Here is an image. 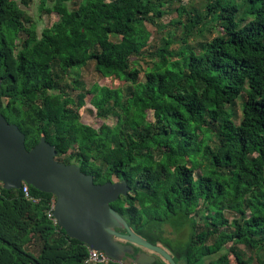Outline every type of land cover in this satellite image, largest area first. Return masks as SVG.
I'll return each mask as SVG.
<instances>
[{"label":"trees","instance_id":"obj_1","mask_svg":"<svg viewBox=\"0 0 264 264\" xmlns=\"http://www.w3.org/2000/svg\"><path fill=\"white\" fill-rule=\"evenodd\" d=\"M181 1L40 0L59 17L40 36L17 0H0L1 110L28 150L46 137L96 183L126 181L111 206L176 262L264 264V0H204L203 13ZM172 6L176 31L150 46L147 27ZM208 24L219 34L190 45ZM91 62L127 87L87 90L73 72ZM89 94L114 127L82 122ZM30 194L38 202L0 182V264H88V247L47 217L55 197ZM166 226L188 236L166 238Z\"/></svg>","mask_w":264,"mask_h":264},{"label":"water","instance_id":"obj_2","mask_svg":"<svg viewBox=\"0 0 264 264\" xmlns=\"http://www.w3.org/2000/svg\"><path fill=\"white\" fill-rule=\"evenodd\" d=\"M3 78L0 74V91ZM0 96V182L6 189H20L23 183L55 197L54 216L67 235L89 250L104 253L113 261L128 264H177L164 247L154 245L132 231L127 221L111 206L130 187L124 180L96 183L93 175L77 165L59 160L56 146L43 137L32 150L27 134L2 112ZM119 230L125 231V233ZM139 247V251H135Z\"/></svg>","mask_w":264,"mask_h":264},{"label":"rangeland","instance_id":"obj_3","mask_svg":"<svg viewBox=\"0 0 264 264\" xmlns=\"http://www.w3.org/2000/svg\"><path fill=\"white\" fill-rule=\"evenodd\" d=\"M19 2V5L21 8H23L27 14H29L32 17V23L36 25V29H38V32L40 36H42L43 30L46 27L52 26L55 22L59 20L58 15L56 14H47L44 11L40 10V0H28V4H25L23 0H17ZM53 0H48L47 5L51 6ZM182 6H186L189 8L194 7L197 11L203 13L204 9V0H182L180 2ZM177 18V15L174 11V6L170 7L166 13L160 17L159 23L162 26L161 28L158 27H150L148 26V30L151 33L150 36V46H157L160 43V38L162 35H166L168 32L176 31L174 30V26L171 24V20H174ZM31 24V23H30ZM219 34V28L215 24H208L205 25L203 29V33L200 35H197V37H194V39H191L189 44L190 45H197L198 43L210 41L216 35ZM22 36L25 38L26 32H22ZM139 64L137 67L141 70H145L148 66L149 59L147 57L143 59H139ZM73 78L80 77L83 85L87 90L92 89L96 85H99L100 87H109V88H126L127 83L124 81H121L116 78H108L103 76L99 70L97 69V64L95 62H91L87 67L82 69L81 71H75L73 72ZM142 78L144 79V75L142 73ZM86 92L84 89L74 92L72 97L77 101L78 103V96L80 93ZM92 94H89L86 98V106L81 110V116H82V122L84 124L93 126L99 131H102L103 125H108L110 127H114L117 124V119L115 117H110L107 120H102L98 116L97 110L92 105ZM243 99H238L237 103L234 107V112L236 113V122L238 123L240 120V117L242 115V108H243ZM149 119L153 120V114L149 113ZM76 151V148L73 149V152ZM199 172V171H198ZM228 219L232 221V217L230 215L228 216ZM166 238L169 239H183L184 236H188V230H185L183 234H174L173 229L169 226H166ZM186 240V239H185ZM184 243V244H183ZM182 245H186L187 241L181 242ZM160 246L164 247V245ZM243 247V246H241ZM166 249V248H165ZM244 249V248H243ZM250 255V253L248 254ZM178 263V262H177ZM208 264V261L205 263ZM250 264H258L257 261L254 259L252 263Z\"/></svg>","mask_w":264,"mask_h":264},{"label":"built area","instance_id":"obj_4","mask_svg":"<svg viewBox=\"0 0 264 264\" xmlns=\"http://www.w3.org/2000/svg\"><path fill=\"white\" fill-rule=\"evenodd\" d=\"M23 194L26 198L31 199L33 202H38L37 199H34L31 197L30 194V186L26 183H23V186L21 188ZM56 205V200H53L50 206V210L47 212V217L50 221H52L53 225L59 226L58 221L54 216V209ZM116 263V264H128L125 261H113L109 259L104 253L95 251V250H89V256L87 259L88 264H108V263Z\"/></svg>","mask_w":264,"mask_h":264},{"label":"crops","instance_id":"obj_5","mask_svg":"<svg viewBox=\"0 0 264 264\" xmlns=\"http://www.w3.org/2000/svg\"><path fill=\"white\" fill-rule=\"evenodd\" d=\"M157 264H167V262H165L162 258L159 257ZM178 264H188V263L184 260H180Z\"/></svg>","mask_w":264,"mask_h":264},{"label":"flooded vegetation","instance_id":"obj_6","mask_svg":"<svg viewBox=\"0 0 264 264\" xmlns=\"http://www.w3.org/2000/svg\"><path fill=\"white\" fill-rule=\"evenodd\" d=\"M139 250H140V248L139 247H136L135 251H139Z\"/></svg>","mask_w":264,"mask_h":264}]
</instances>
